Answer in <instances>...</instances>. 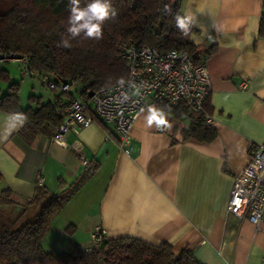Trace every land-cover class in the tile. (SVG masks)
<instances>
[{
	"label": "crops",
	"instance_id": "crops-1",
	"mask_svg": "<svg viewBox=\"0 0 264 264\" xmlns=\"http://www.w3.org/2000/svg\"><path fill=\"white\" fill-rule=\"evenodd\" d=\"M262 6L264 0H181L182 15L196 17L193 43L216 44L204 61L211 82L206 107L216 132L211 141L182 139L190 122L184 115L166 113L168 127L161 130L147 127L140 110L124 147L112 124L97 119L86 127L71 126L63 147L50 133L27 140L17 134L21 127L9 131L14 115L0 111V191L9 188L17 204L33 195L38 176L47 190L59 192L83 172L82 158L97 164L51 217L44 249L85 248L99 226L106 239L166 242L175 251L187 247L201 264L264 262V228L226 209L249 147L264 142ZM57 94L34 95L46 102ZM26 104L37 107L29 97ZM148 105L156 103L147 98L143 109Z\"/></svg>",
	"mask_w": 264,
	"mask_h": 264
},
{
	"label": "trees",
	"instance_id": "trees-1",
	"mask_svg": "<svg viewBox=\"0 0 264 264\" xmlns=\"http://www.w3.org/2000/svg\"><path fill=\"white\" fill-rule=\"evenodd\" d=\"M90 0H81V7ZM117 16L103 25V38L70 40L71 47L58 46L61 36H67L68 0H0V111L8 114H23V127L18 130L27 140L36 134H48L57 125L62 115L58 113L63 103L75 95L71 90L58 91L54 101H36L29 95L31 104L21 107L18 81L10 80L2 62L17 59L28 75L42 73L47 85L60 81L75 86L79 97L94 92L127 77V61L122 57L121 44L137 47L150 46L164 53L171 49L186 50L195 63H204L215 50L216 44L198 46L191 35L198 29L191 28L187 37L175 27L174 16L181 13V0H109ZM172 12L166 14L164 6ZM259 34L264 35V6L259 25ZM18 59H24L21 62ZM6 84L4 92L1 85ZM54 90V89H51ZM65 95L68 99L61 98ZM206 100V99H205ZM158 108L174 117L189 118V124L181 130L182 139L194 138L211 141L216 132L205 124L202 116L180 103L170 105L165 101L156 103ZM204 110L208 113L206 101ZM96 163L87 164L83 172L59 192H50L37 185L33 195L21 205L18 216L25 215L29 206L36 211L27 214V219L15 226V219L7 223L0 216V264H201L192 250L184 247L179 251L166 242L150 243L134 237L104 238L98 247L91 250L75 245L70 251L54 253L44 249L42 239L49 227L51 217L92 176ZM2 179L0 175V180ZM17 202L9 188L0 191V207ZM0 208V215H1ZM67 226L66 229H68Z\"/></svg>",
	"mask_w": 264,
	"mask_h": 264
},
{
	"label": "built area",
	"instance_id": "built-area-1",
	"mask_svg": "<svg viewBox=\"0 0 264 264\" xmlns=\"http://www.w3.org/2000/svg\"><path fill=\"white\" fill-rule=\"evenodd\" d=\"M120 51L128 66L124 88L115 83L94 91L91 96L74 97L63 103L58 109L62 119L52 128V141L61 142L63 135L73 125L86 127L97 119L112 124L121 146L124 147L129 141V128L147 98L153 103H183L190 111L199 113L205 124L211 125L212 119L204 110V101L211 88L205 63H195L183 49L161 53L150 46L121 44ZM129 82H135L137 88L129 87ZM142 83L146 86H141ZM244 85L245 82H242L241 87ZM49 88L67 92L70 85L60 81L49 84ZM137 90L139 95L134 94ZM121 91L127 92L131 100L117 106L113 97L118 96ZM81 161L84 165L88 164L85 158ZM42 182L43 178L38 176L37 185H42ZM226 209L235 216H245L255 228H264V142L249 147L247 162L234 177ZM104 238L101 227H95L86 249L98 247Z\"/></svg>",
	"mask_w": 264,
	"mask_h": 264
},
{
	"label": "clouds",
	"instance_id": "clouds-1",
	"mask_svg": "<svg viewBox=\"0 0 264 264\" xmlns=\"http://www.w3.org/2000/svg\"><path fill=\"white\" fill-rule=\"evenodd\" d=\"M69 16L68 26L66 28L67 36H61L58 46L70 48L72 45L70 40L81 38L86 40H100L103 38V25L108 20H114L117 16V11L112 7L109 0H90L89 3L81 7V0H68ZM164 12L171 14L172 9L170 5L164 6ZM175 27L179 30L182 36L187 37L191 28L196 24V17L194 14L186 13L185 15L177 14L174 16ZM219 30V29H218ZM120 88H124L125 80L121 78L118 81ZM131 88H137L135 82H129ZM141 86H146L143 84ZM135 95H139L137 90ZM131 100L129 94L121 91L118 96L113 97V102L119 105L126 104ZM136 101H133L135 103ZM145 125L151 128L153 125L157 129L168 127L166 113L163 109L155 105H148L146 109H141ZM26 117L23 114H15L13 122L10 125L9 131L17 130L23 127ZM61 146L66 147V143L61 141Z\"/></svg>",
	"mask_w": 264,
	"mask_h": 264
},
{
	"label": "rangeland",
	"instance_id": "rangeland-1",
	"mask_svg": "<svg viewBox=\"0 0 264 264\" xmlns=\"http://www.w3.org/2000/svg\"><path fill=\"white\" fill-rule=\"evenodd\" d=\"M1 66L6 67L9 72L10 80L18 81L19 85V96H20V105H27L26 100L28 99L29 95L44 93L49 94L53 90H51L47 85V77L42 73H35L32 76L28 75L26 72L23 71L21 63L17 60L11 59L9 61H5L1 63ZM6 84H2V92H4ZM71 91L74 93L76 97H78L77 92L75 91V86H71ZM24 203H14V204H7L1 206V219L7 223H11L13 219L18 216L19 212L21 211ZM25 215L18 216L19 218L15 221V226L20 225L22 222L27 219V214H31L32 212L36 211L35 206H29Z\"/></svg>",
	"mask_w": 264,
	"mask_h": 264
},
{
	"label": "water",
	"instance_id": "water-1",
	"mask_svg": "<svg viewBox=\"0 0 264 264\" xmlns=\"http://www.w3.org/2000/svg\"><path fill=\"white\" fill-rule=\"evenodd\" d=\"M92 93H93L92 91H91V92H89V93H88V96H91V95H92Z\"/></svg>",
	"mask_w": 264,
	"mask_h": 264
}]
</instances>
